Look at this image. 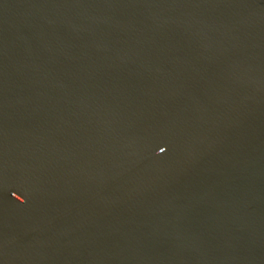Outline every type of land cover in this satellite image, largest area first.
I'll list each match as a JSON object with an SVG mask.
<instances>
[{"label": "water", "instance_id": "water-1", "mask_svg": "<svg viewBox=\"0 0 264 264\" xmlns=\"http://www.w3.org/2000/svg\"><path fill=\"white\" fill-rule=\"evenodd\" d=\"M0 264H264V0H0Z\"/></svg>", "mask_w": 264, "mask_h": 264}]
</instances>
